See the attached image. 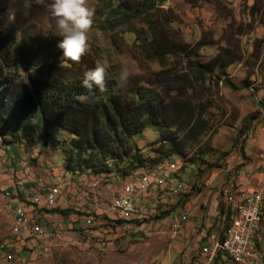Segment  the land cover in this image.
Segmentation results:
<instances>
[{"label":"trees","instance_id":"16d2710c","mask_svg":"<svg viewBox=\"0 0 264 264\" xmlns=\"http://www.w3.org/2000/svg\"><path fill=\"white\" fill-rule=\"evenodd\" d=\"M97 1L98 14L106 15L101 20L112 39L125 26L136 36L135 59L144 75L132 77L123 89H115L113 79L105 78L103 92L95 86L88 90L82 84L83 74L97 66L93 56L85 52L79 62L63 59L58 63L61 37L17 40L0 28L1 142L27 149L51 142L59 148L64 143L61 148L68 156L63 167L74 175L116 170L127 177L141 169H156L170 157H186V149L210 130L205 114L213 104V78L239 58L222 49L209 62L199 61L206 44L201 40L190 45L174 36L171 22L160 9L168 0ZM191 1L196 4L201 0ZM171 59H183L184 64L170 63ZM150 63L160 69L152 71ZM226 84L235 89L230 81ZM257 120L258 116H253L250 125ZM150 127L163 129L159 138L163 146L157 157L145 158L132 140ZM248 130V126L242 128L238 139ZM57 131L66 133L63 142L52 136ZM113 161L128 166L114 169L109 164ZM46 213L66 216L70 212L54 208ZM164 217L165 213L153 218ZM123 222L126 220L118 221Z\"/></svg>","mask_w":264,"mask_h":264},{"label":"rangeland","instance_id":"374dc122","mask_svg":"<svg viewBox=\"0 0 264 264\" xmlns=\"http://www.w3.org/2000/svg\"><path fill=\"white\" fill-rule=\"evenodd\" d=\"M86 3L95 10L87 34L86 52L97 65L105 68V78L113 79L115 89H123L132 77L143 76L145 72L135 59L138 56L134 46L136 36L125 26L112 39L101 20L106 15L98 14V1L86 0ZM160 9L171 22L169 28L174 36L190 45L204 41L206 46L197 57L202 63L214 59L222 49H229L239 58L225 73L217 71L213 78V104L205 114L210 130L186 149V157L173 156L166 160L172 165H182L179 167L183 181L188 186H196L203 177H213L240 158L245 161L243 148L253 130L264 121V0H201L196 4L191 0H168ZM139 26H142L140 22ZM0 28L17 40L33 36L59 37L42 9L37 6L25 9L23 0H0ZM61 58H56L58 63ZM173 60L170 63L184 64L183 59ZM149 66L152 71L160 69L156 63ZM122 70L129 73L126 79L120 77ZM227 81L235 89L230 88ZM256 115L258 120L250 125ZM246 126L249 127L247 134L238 139L239 132ZM162 131L150 127L133 138V144L143 157H157L163 146L159 142ZM52 136L62 142L67 137L61 131L53 132ZM46 147L56 152L58 165L68 156L54 142ZM109 164L114 169L128 166V163L115 161ZM213 165L215 167H210ZM21 181L18 179L17 183ZM178 183L179 180L175 182ZM18 186L21 185H17L16 190ZM1 187L0 182V199L3 200H0V264H163L165 236L128 231L118 223L125 218L97 216L95 225H88L86 219L83 226L53 231L47 239L25 230L17 232V207L12 208L6 198H19L21 194L9 189L2 191ZM160 210L168 209L162 205Z\"/></svg>","mask_w":264,"mask_h":264},{"label":"crops","instance_id":"0c3cea01","mask_svg":"<svg viewBox=\"0 0 264 264\" xmlns=\"http://www.w3.org/2000/svg\"><path fill=\"white\" fill-rule=\"evenodd\" d=\"M243 151L245 161L240 158L220 169L213 177H203L196 186H188L187 194L166 197L156 208L155 216L165 213V217L161 220L153 218L148 228L152 235L165 236L167 244L163 264H210L207 251L214 249L215 242L225 237L244 191L255 189L264 182V121L253 130ZM57 156L56 152L44 145L27 149L25 146L4 145L0 138L1 189L21 194L19 198L7 197V202L12 208L17 207L18 203L24 205L28 221L47 228L51 233L83 226L89 215L117 218L110 212V204L122 194L123 187L132 181L134 175L157 180L159 176L160 179H169L174 173L173 185L176 186H173V193H180V186L184 182L180 173L182 165L179 163L181 168L166 161L156 169H141L127 177L118 174L74 175L64 169L62 159L60 165L56 164ZM175 178L180 183L175 184ZM18 179L22 181L17 183ZM57 183L66 186L65 192L54 206H49L44 198L45 190ZM17 185H21L18 186L19 190H16ZM157 194L153 191L143 195L140 205L154 211L153 201ZM127 195L128 188H125V197ZM35 196L42 197L39 204L33 202ZM162 205H166L168 210H160ZM54 208L69 210L70 213L66 216L46 213V210ZM184 215L188 219L183 223V230L177 232L175 224ZM118 217L124 218L122 214ZM24 232L28 233V230ZM257 237L264 254V217ZM227 262L223 253L218 252L212 264Z\"/></svg>","mask_w":264,"mask_h":264},{"label":"built area","instance_id":"2783aa9c","mask_svg":"<svg viewBox=\"0 0 264 264\" xmlns=\"http://www.w3.org/2000/svg\"><path fill=\"white\" fill-rule=\"evenodd\" d=\"M173 174L171 173L169 179H160L159 176L158 180L143 179V176H140V182L126 183L122 194L117 196L110 204V212L117 218L119 214H126V222H123V227L126 230L135 233H149L148 225L155 216L156 208L163 203V200L169 196H179L188 192V184L184 181L183 186H180V193H173V186H176L173 185ZM125 188H132V197H125ZM65 189L66 186L62 183L47 188L44 196L47 205L54 206L58 198L64 194ZM153 191L155 194L159 193L153 201L154 211L147 206L140 205V198ZM263 194L264 182L260 183L255 189L244 191L241 202L238 204L241 205V212L233 214L231 225L225 237L215 242L214 249L207 251L210 264L215 262L218 252L225 255L228 260L227 264H260L256 254H254L251 234L256 225ZM7 196L9 195L7 194ZM41 199V196H35L33 202L39 204ZM15 214L18 218L17 232L28 230V233L45 239L51 236V232L47 228L28 221L24 205L18 203ZM187 219V215H184L175 224L177 225V232L183 230V223ZM87 224L95 225L96 218L92 215L88 216Z\"/></svg>","mask_w":264,"mask_h":264},{"label":"clouds","instance_id":"9594fccd","mask_svg":"<svg viewBox=\"0 0 264 264\" xmlns=\"http://www.w3.org/2000/svg\"><path fill=\"white\" fill-rule=\"evenodd\" d=\"M25 9L37 6L51 22L55 34L61 37L58 48L62 58L79 62L88 46V32L93 24L95 10L87 6L86 0H23ZM33 67H38L34 65ZM129 73L122 70L120 77L126 79ZM82 84L88 90L95 86L101 92L105 89V68L97 65L83 74Z\"/></svg>","mask_w":264,"mask_h":264},{"label":"bare ground","instance_id":"6f19581e","mask_svg":"<svg viewBox=\"0 0 264 264\" xmlns=\"http://www.w3.org/2000/svg\"><path fill=\"white\" fill-rule=\"evenodd\" d=\"M158 180V179H157ZM131 181V180H130ZM132 182H140V176L139 175H134L132 178ZM126 197H132V188H128V195ZM241 212V205L238 206V209L236 211V214H239ZM124 218L126 219V214H122ZM263 217H264V194L262 195L261 199V206L258 209V217L256 219V225L254 226L251 234V241L253 243V250L254 254H256V257L260 264H264V254L260 250V245H259V240L257 238L259 229L261 227V224L263 222ZM150 232V231H149ZM149 234V233H147Z\"/></svg>","mask_w":264,"mask_h":264}]
</instances>
